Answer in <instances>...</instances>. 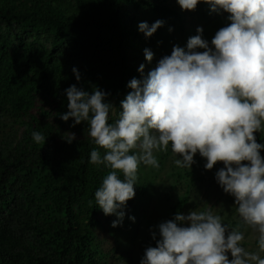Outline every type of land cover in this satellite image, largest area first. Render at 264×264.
<instances>
[{"label": "trees", "instance_id": "trees-1", "mask_svg": "<svg viewBox=\"0 0 264 264\" xmlns=\"http://www.w3.org/2000/svg\"><path fill=\"white\" fill-rule=\"evenodd\" d=\"M206 4L185 15L177 0H0V264H123L120 226L112 227L117 217L106 216L95 202L109 170L89 163L96 146L88 125L60 118L68 111L65 90L72 85L89 94L102 90L120 111L131 91L128 83L148 75L139 71L146 49L155 58L158 40L169 46L174 34L192 38L198 28L210 41ZM158 20L164 26L151 38L139 31V23ZM33 131L48 138L46 144H35ZM71 134L76 139L68 143ZM255 135L264 144V135ZM157 155L160 168L140 167L136 195L123 209L130 228L139 202L151 193L148 183L141 184L145 171L171 172L161 192L169 199L182 182L197 194L210 179L218 184L217 166L207 170L199 154L191 170L174 164L171 149ZM188 201L184 196L176 202L170 220L184 213ZM209 203L225 224L240 226L234 208L227 214L233 196ZM103 231L114 239L110 248ZM144 238L157 246V240Z\"/></svg>", "mask_w": 264, "mask_h": 264}, {"label": "clouds", "instance_id": "clouds-1", "mask_svg": "<svg viewBox=\"0 0 264 264\" xmlns=\"http://www.w3.org/2000/svg\"><path fill=\"white\" fill-rule=\"evenodd\" d=\"M177 2L193 14L198 4L207 3L213 12L227 13L229 23L210 43L198 28L186 48L174 46L171 54L158 58L146 49L139 71L148 75L128 83L131 91L120 111L106 102L104 91L89 94L72 85L65 90L68 111L60 118L73 120V126L88 125L87 135L96 146L89 163L109 170L95 191V202L106 216L117 217L113 228L126 225L123 209L136 195L139 169H159L158 153L171 149L174 164L184 169L191 170L197 154L206 159L207 170L224 164L216 180L235 198L239 227L225 224L206 204L186 215L189 202L183 214L170 220L179 198L169 219L158 225L159 239L153 233L156 247L147 239L139 254L132 244L118 247L123 264H264V144L255 135L264 134V0ZM163 26L159 20L151 26L138 24L148 38ZM72 71L79 82V71ZM32 139L39 145L48 138L33 131ZM75 139L71 134L66 141ZM136 217L138 211L132 226ZM241 228L254 236L255 251L244 246Z\"/></svg>", "mask_w": 264, "mask_h": 264}, {"label": "rangeland", "instance_id": "rangeland-1", "mask_svg": "<svg viewBox=\"0 0 264 264\" xmlns=\"http://www.w3.org/2000/svg\"><path fill=\"white\" fill-rule=\"evenodd\" d=\"M202 10L205 12V14L210 18V38L212 39L215 36V33L222 27H225L229 21L227 20V13L220 12L216 13L211 10V5L206 4L204 7H202ZM196 13V12H195ZM187 15H190V12L187 13ZM190 37L188 35H179L174 34L173 39H167L170 43L169 46L165 44L163 40H158L155 43V56L156 58L163 56L164 54L168 53L171 54L174 46H180L185 47L187 45L188 40ZM211 39L209 43L211 42ZM203 51V50H199ZM264 135V134H263ZM160 154V153H159ZM247 163V162H245ZM216 171H219L221 168L224 167L223 162H219L216 165ZM141 168H148L143 165H141ZM147 176H143L141 184H147L150 187V195L147 197L145 196L142 198V200L139 202L137 211L140 215V217H136L134 222H137V224L134 225V228L127 229V226L122 224L120 227V242L118 246H120L122 249H128L130 244L133 245L134 251L139 254V252H142L145 248H147L148 243L146 240H144V237H150V239H153V233L157 234L158 232V225L162 222H165L169 219L170 215V209L174 205V203L184 196L189 197V207L186 211V215H188L191 211L197 210L198 207H201L203 205L211 206L212 203H209L213 201L215 203L216 201L220 200L222 197H225L227 193L223 191L221 186H219L215 181L212 179L211 182L207 186H202L203 189L197 194L195 192L196 188H193L192 190H188L187 184L185 182H182L180 184L181 191L175 190V195L171 197V200L174 201L170 204L169 198L167 195L162 194L161 192L166 190V187L169 184V180H166L169 175V173H164L161 170H155L153 171H145ZM199 201H201L199 203ZM235 208V205H232V207L228 211V216L231 214V210ZM214 212H217V209L213 208ZM234 220L237 222L239 221L238 216H234ZM245 232V241L244 246L250 250L255 251L256 250V240L254 236L248 232L247 230H242ZM250 231V230H249ZM104 232V231H103ZM101 232L102 237L107 239L106 247L110 248L111 243L114 241L113 238L108 236V233ZM144 236V237H143ZM117 244V243H116ZM229 259H231V256L229 255Z\"/></svg>", "mask_w": 264, "mask_h": 264}]
</instances>
